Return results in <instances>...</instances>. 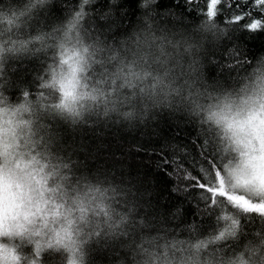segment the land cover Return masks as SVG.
<instances>
[{
	"label": "clouds",
	"instance_id": "9594fccd",
	"mask_svg": "<svg viewBox=\"0 0 264 264\" xmlns=\"http://www.w3.org/2000/svg\"><path fill=\"white\" fill-rule=\"evenodd\" d=\"M54 2L0 0V264H89L99 241L119 245L116 264H264V229L245 233L236 216L264 217L242 207L264 206V55L210 83L206 51L230 29L216 19L170 26L157 0H139L137 22L110 39L111 29L94 27L96 0H76L46 23ZM31 59L33 86L13 98L10 66ZM160 111L183 112L213 134L215 167L199 185L203 214L214 217L206 232L173 214L153 222L132 187L77 174L54 150L53 124L132 126Z\"/></svg>",
	"mask_w": 264,
	"mask_h": 264
},
{
	"label": "trees",
	"instance_id": "16d2710c",
	"mask_svg": "<svg viewBox=\"0 0 264 264\" xmlns=\"http://www.w3.org/2000/svg\"><path fill=\"white\" fill-rule=\"evenodd\" d=\"M76 0H55L42 14L46 23L63 19ZM209 0H157L154 5L162 23L185 29L206 16ZM139 0H96L91 6L94 27L111 29L109 38L126 33L138 20ZM111 10V18L99 14ZM214 19L229 27L224 40L209 47L204 60L206 80L210 83L229 81L247 63L264 55V29L249 31L248 15L259 18L264 13L252 7V0H221L214 9ZM244 17L234 21V15ZM238 25V26H237ZM8 94L15 98L21 89H31L33 74L39 64L35 59L15 62L10 66ZM54 150L73 162L77 174L111 177L132 187L153 222L158 216L173 214L196 223L202 232L213 226L214 217L203 214L206 204L201 180H210L217 159L213 134L195 119L180 111H160L143 123L129 126L117 122H95L71 129L56 123L51 126ZM191 177V179H189ZM245 233L264 229V217L236 213ZM123 252L116 242L99 241L89 248V264H116Z\"/></svg>",
	"mask_w": 264,
	"mask_h": 264
},
{
	"label": "snow or ice",
	"instance_id": "6c2138e0",
	"mask_svg": "<svg viewBox=\"0 0 264 264\" xmlns=\"http://www.w3.org/2000/svg\"><path fill=\"white\" fill-rule=\"evenodd\" d=\"M219 2H221V0H209V2L207 3V11H206V16L208 18L214 17V15H215L214 9ZM252 7L257 11L264 13V0H252ZM244 15H248V17H249L248 22L245 25V27L249 31L264 29V15H261L259 18L252 17L249 14H244ZM242 19H244V17L242 15H240V14L234 15V21L235 22H239ZM242 207L247 212L264 213V206L258 207L255 205H250V204L244 203V204H242Z\"/></svg>",
	"mask_w": 264,
	"mask_h": 264
}]
</instances>
